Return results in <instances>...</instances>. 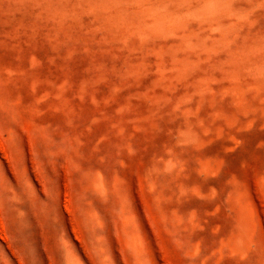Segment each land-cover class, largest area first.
<instances>
[{
	"label": "rangeland",
	"instance_id": "374dc122",
	"mask_svg": "<svg viewBox=\"0 0 264 264\" xmlns=\"http://www.w3.org/2000/svg\"><path fill=\"white\" fill-rule=\"evenodd\" d=\"M0 264H264V0H0Z\"/></svg>",
	"mask_w": 264,
	"mask_h": 264
}]
</instances>
